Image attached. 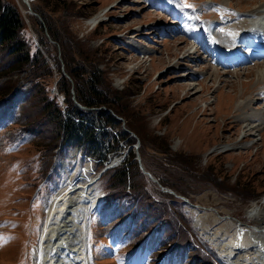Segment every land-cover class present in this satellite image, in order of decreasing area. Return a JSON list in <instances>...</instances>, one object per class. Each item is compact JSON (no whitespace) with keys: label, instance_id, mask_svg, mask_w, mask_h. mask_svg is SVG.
Returning a JSON list of instances; mask_svg holds the SVG:
<instances>
[{"label":"rangeland","instance_id":"obj_1","mask_svg":"<svg viewBox=\"0 0 264 264\" xmlns=\"http://www.w3.org/2000/svg\"><path fill=\"white\" fill-rule=\"evenodd\" d=\"M6 1L19 9L26 36L50 64L41 35L56 43L59 55L62 46L34 8L68 32L71 49L93 60L105 89L121 92L128 109L117 117L136 141L123 151V161L131 148L136 160L145 158L147 172L169 180L173 188H164L137 160L144 175L140 182L155 195L160 190L173 196L176 210L189 222L190 244L160 257L171 236L167 224L151 225L133 196L112 205L102 201L89 223L90 264H202L200 252L211 256L210 264H221L213 230L222 219L248 226L253 203L264 207V82L258 79L264 62L226 66L217 62L213 48L232 49L225 39L239 29L230 26L243 25V16L262 8L264 0H48V6L30 0L38 16L23 0ZM8 62L0 53V67ZM60 63L63 71L65 61ZM57 80L55 74L52 86ZM1 121L2 102L0 264H38L32 253L49 199L60 188L86 183L99 199L110 193V185L102 168L77 147L63 149L45 179L46 148L39 141L46 140L30 142L33 137L22 136L19 126L7 128ZM163 147L173 155L158 152Z\"/></svg>","mask_w":264,"mask_h":264},{"label":"trees","instance_id":"obj_2","mask_svg":"<svg viewBox=\"0 0 264 264\" xmlns=\"http://www.w3.org/2000/svg\"><path fill=\"white\" fill-rule=\"evenodd\" d=\"M43 3L49 5L48 0H43ZM34 11L41 15L51 39L60 44L62 49L59 55L56 43L41 35V42L46 46L45 52L53 60L50 64L44 52L26 36V22L19 9L6 0H0V53L9 59L8 63L0 67V79L4 80L0 84V101L4 102V126H19L22 136L33 137L30 142L46 140L39 141L46 148L43 153L45 179L54 168L59 153L69 146L79 147L94 157L98 160L97 168L101 169L104 161L123 154L127 147L136 142L121 128L117 117H122L121 112L127 110L128 106L123 103L121 92L104 88L102 72L93 60L71 49L72 41L66 36L68 32L60 29L41 10L34 8ZM38 24L39 30L43 32L42 24ZM60 58L65 61L63 71ZM55 74L58 80L52 86ZM75 100L84 107H80ZM126 128L132 130L128 125ZM144 146L141 141L142 156ZM163 148L158 152L173 155L169 148ZM128 153V161H123L102 175L110 185L106 202L112 203L118 198L133 196L137 206L152 219L151 225L164 223L169 226L167 231L171 233L169 238L176 248L175 252L184 250L186 244H190L188 230L191 229L182 212L176 210V199L160 190L157 195L149 191L139 180L144 175L135 159V153L131 148ZM142 160L145 164V158ZM172 160L170 163L174 164ZM156 178L162 186L173 188L169 180L158 175ZM131 212L129 210L128 214ZM200 254L202 264H210L211 256Z\"/></svg>","mask_w":264,"mask_h":264},{"label":"bare ground","instance_id":"obj_3","mask_svg":"<svg viewBox=\"0 0 264 264\" xmlns=\"http://www.w3.org/2000/svg\"><path fill=\"white\" fill-rule=\"evenodd\" d=\"M214 29L215 26L212 25V33ZM230 29L239 31L233 34L228 32L225 43L232 49L226 55L219 48L215 49L220 57L218 60L221 59L227 65L230 62L234 66L237 63H263L264 6L244 15L243 25L232 24ZM214 39L216 44L217 38ZM245 43L250 47V53L246 55L238 47ZM258 79L264 82V71L258 73ZM89 184L91 183L79 184L74 188H60L49 199L38 244L32 253L38 264H90L89 223L99 199L94 187ZM249 220V225L244 226L239 222L222 219L220 227L211 233L210 238L215 236L213 242L223 264H264V207L261 202L253 203Z\"/></svg>","mask_w":264,"mask_h":264},{"label":"water","instance_id":"obj_4","mask_svg":"<svg viewBox=\"0 0 264 264\" xmlns=\"http://www.w3.org/2000/svg\"><path fill=\"white\" fill-rule=\"evenodd\" d=\"M23 2L28 6V8L30 9V11L32 12V14L38 16L37 13H35L33 10H32V7H31V4H30V1L29 0H23ZM41 19V17H39ZM41 22L44 23L41 19ZM79 104V103H78ZM79 106L83 107L81 104H79ZM138 162H139V165H140V168L144 171V173L148 174L150 176V178L152 180H154L155 182H158V180L156 178L153 177V175L150 173V172H147L144 167H143V164H142V160H141V157L140 155H138V158H137ZM118 160L117 159H112L104 168V170H107L109 168H112L114 166H116L118 164ZM166 190V189H165ZM167 191V190H166Z\"/></svg>","mask_w":264,"mask_h":264}]
</instances>
